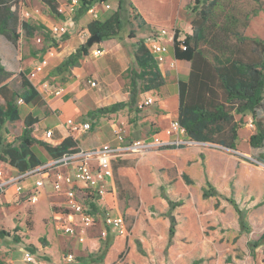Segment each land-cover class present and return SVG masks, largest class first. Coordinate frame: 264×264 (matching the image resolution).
Here are the masks:
<instances>
[{"label":"rangeland","instance_id":"374dc122","mask_svg":"<svg viewBox=\"0 0 264 264\" xmlns=\"http://www.w3.org/2000/svg\"><path fill=\"white\" fill-rule=\"evenodd\" d=\"M57 1L60 7L71 2V0ZM120 1H122V9L120 11L125 22V30L121 35V40L113 39L119 43L120 48L116 46L113 48L119 49L118 52L122 58L120 64L116 62L117 51L112 49L111 54L106 56V58L101 57L98 59L89 56L87 57V63L83 60L80 66L67 73L60 72L57 68L66 60L70 53L72 54L78 47L88 42L90 37L87 39L84 35L88 30V23L94 20L93 16L87 12L77 19L78 14L76 13L72 18H68L65 21L53 17L40 0H0V14L5 11V14L12 19L10 26L15 30L18 28L19 31V37H15L18 44L9 41L5 36H0V59L6 68V73H8L11 89L19 95L23 94L25 90L23 88L22 75H25L30 81L36 82L32 79L36 64L50 47H55L56 56L52 59L55 60L52 66L47 69L44 79L54 85L59 84L63 87H68L69 92L63 98L64 101L77 100L79 103V99L82 98L85 100L84 104L86 103L92 107L90 113L93 112L95 114L98 109L108 107L115 102L129 101L130 95L127 92L131 77L133 73L141 72L136 60L138 45L143 42L148 49L147 41L154 34V32L144 31L141 26V17L154 24L155 33L166 30L168 34L164 40L168 42L171 36L174 37V40L178 36L179 41H182L187 35H192L201 27L205 30V39L201 43V49L211 61L214 58H219L222 61L225 58L231 59L235 54H239V57L246 61H250L253 57L255 59L256 57L264 59V49L257 53L253 45V40L264 43V0H222L220 8L215 10L213 20L210 22H204L195 14L193 10L194 0H107L105 4H109L111 6L110 9H106L102 5L103 3L95 5L99 11L97 20H100V14H113L116 12ZM62 21L68 24L69 33L59 39L58 42L53 43L47 35L48 29L53 24H57L56 22ZM23 23L40 29L32 34L24 29V32H20ZM40 38L43 40V44L38 43ZM240 38L246 39L247 42L243 43L240 49L236 51V46L239 43L237 39ZM70 39L71 41L69 42ZM170 46L172 48L173 44L170 43ZM62 52L63 54L61 55ZM59 53L61 55L60 58H56ZM167 56L157 59L161 69L163 71H167V69L176 70V61L174 59L168 60ZM60 59L64 60L60 63ZM107 59L113 65V70L106 77V80L110 86L119 83L120 91L118 89L111 91L104 101L95 104L101 98L93 95V99L91 97L86 99L84 96L85 87L91 92L100 86L98 84V87L92 86L91 83L94 82V79L90 76L86 77L81 84L76 83V81L79 79L78 76L84 70L87 71L92 63L102 65ZM124 86H127L128 89ZM138 87L141 91L143 87L141 82H138ZM142 94L145 93H140V95ZM147 95L143 96L147 97ZM156 96L157 93H151L148 98L157 101ZM143 99L140 98L138 102H142ZM142 103L139 105L137 103L131 110H123L117 115H96L105 119L103 123L105 124L104 129L108 130L107 132L111 131L108 123L116 122L126 130L129 140L151 139L159 133L157 122L155 124L154 121L161 117L162 114L158 113L157 117L155 109H147L146 107L149 106L141 108L140 105ZM0 105L4 107L6 105L1 96ZM19 106L21 107V120L8 123L3 132V137L7 144H18V139L26 128L23 118L28 111H32L34 117L41 119V125L44 127L53 128L58 123L57 116L53 112L52 103L44 101L41 96L39 100L30 106L25 104ZM88 113L84 112L81 114L79 116L81 120L78 121H82V119L85 121L92 120ZM236 118L240 120L242 117L236 116ZM258 119L264 121V107L258 112ZM243 121L245 124L240 130V141L237 151L211 143L190 147H203L211 151L212 171L217 174L218 179L223 181L234 176L238 163L246 162L243 160L244 158L250 162L249 165L251 164V167L264 170V163L261 161L264 158V147L255 149L250 145V137L256 132V122H253L254 127H249L250 121H253L250 115L244 117ZM90 132H88V135L86 133L80 136L86 142L88 141L90 146L94 137H98L96 146L111 140L109 135ZM45 140L43 141L49 142L47 139ZM33 151L43 164H47L50 160L48 153L43 147L35 146ZM182 168L183 163L178 156L173 157L161 154L158 157H148L147 155L126 154L122 157H117L114 160V178L116 181L114 197L116 198V204L111 195H108L105 200L110 202L109 205L111 206L115 204V207L113 206L112 208L113 215L117 214L118 208V212L125 219L127 233L121 236L117 232L110 230L106 238L107 242L105 240L99 257L86 260L84 264H131L132 262L142 264V258L133 250V240L138 234L140 220L148 221V229L154 237L159 238L161 231V225L150 220L148 214L150 206H159V203L152 198L150 190L153 170L169 169V175L178 180L179 193H187L188 189L182 186L178 176V172ZM0 169L4 170L8 176L16 173L9 164L2 161H0ZM48 191L50 201L61 203L64 201L63 197H57L50 187H48ZM189 191L193 195V204L185 210V214L191 221L192 230L196 236V244L193 247L184 248L183 252L177 251L175 247L170 248L167 253L159 249L156 250L157 255L161 259L168 255L173 263H179L183 254L190 255L202 246L205 223L213 213L211 209L202 210L197 202L195 191L193 189ZM92 198L94 199L95 197L91 196ZM52 215L48 198H43L37 205L31 206L18 202L12 194L8 197H2L0 199V228L9 232L12 237L18 235L21 238V243L15 244L12 238L0 242V264H66L65 258L69 254L74 257L72 264H80L78 263V258L88 256L91 240L101 237L102 222H98L93 229L88 231L89 241L86 244H80L76 239L58 234L55 231ZM232 218V216H228L225 221L229 222L233 220ZM250 222L252 225L251 235L250 237L244 236L240 242V247L247 255L246 260L240 262V264H252L253 260H255V264H264V240L254 246L264 235V207L251 214ZM42 238L45 239L46 243L41 240ZM29 246H34L37 250L36 254H33L35 263H28L24 260V254L28 251L27 248ZM218 250L219 259L213 264H225L221 256L231 250V248L218 246Z\"/></svg>","mask_w":264,"mask_h":264},{"label":"trees","instance_id":"16d2710c","mask_svg":"<svg viewBox=\"0 0 264 264\" xmlns=\"http://www.w3.org/2000/svg\"><path fill=\"white\" fill-rule=\"evenodd\" d=\"M106 1L79 0L76 18L79 19L93 6ZM221 1L194 0L193 10L204 22H210L213 20L215 10L220 8ZM40 2L53 17L65 20L59 12L60 4L57 0H40ZM121 9L122 1L119 3L118 10L109 18L91 21L87 27L90 38L98 36L99 43L113 39L121 40V35L125 30ZM11 21V17L7 16L5 11L0 14V35H7L14 44H18L15 39L19 37L18 28L15 30L10 26ZM141 24L144 31L153 32L142 17ZM22 27L30 34L40 29L29 27L27 23H23ZM204 39L205 30L200 27L182 41H179L178 36L174 40L175 58L191 64L189 80L179 82V122L185 127L190 139L204 144L221 145L237 151L240 130L245 124L243 118L250 115L253 122H256V132L250 137V145L255 149L263 148L264 121L258 119V112L264 107V59L253 57L250 61H246L239 57V54H235L231 59L225 58L222 61L214 58L211 61L201 49ZM237 40L239 43L236 51L247 42L243 38ZM253 45L257 53L264 49V43L260 41L253 40ZM182 46L186 47V50ZM91 49L87 43L81 45L62 62L57 70L71 72L90 55ZM136 60L141 72L133 73L130 100L100 108L96 114L111 115L125 109L131 110L137 105L140 92L157 93L165 86L166 79L161 72L160 65L143 42L138 45ZM7 74L0 60V96L6 103L5 107L0 105V161L25 173L43 165L41 159L33 151L35 146L43 147L52 159H58L66 153L76 151L79 147L78 142L71 136L57 146L36 139L33 132L39 120L31 115L24 119L26 128L18 139V144L5 142L3 132L7 124L21 119L18 99H23L26 105L33 104L40 99L39 92L25 75H22L25 91L19 95L11 89ZM138 81L143 85L140 92L137 90ZM96 114L91 112L89 116L95 119ZM236 116L242 118L239 120ZM168 150H161L147 156L172 154L183 158L185 169L180 174V181L185 187L196 191L198 202L203 210L210 207L214 210V214L208 218L203 231L205 237L203 248L192 256H184L181 264H213L219 258L216 243L232 247L231 251L222 256L225 264H240L245 261L247 255L239 242L244 236L250 237L251 235L252 225L249 220L251 214L264 207V170L251 167L250 162L243 159L246 162H239L234 176L226 184H222L215 180L214 174L210 171L211 155L205 148L180 147ZM261 161L264 163V158ZM165 174L164 169H154L153 180L150 182L152 198L163 203V207L159 209L150 206L148 209L150 220L162 222V236L160 239L154 238L148 229L147 221L141 219L138 234L133 240V250L142 258V264H174L168 255L161 259L156 250L167 253L174 246L182 250L183 247L193 246L196 243L190 222L183 213L184 208L191 206L192 195L177 193L178 180L168 179ZM89 205L93 210H97L95 203L92 202ZM228 215L233 216V220L229 223L224 221V217ZM8 238H12L15 244L21 243L18 235L12 237L9 232L0 228V242ZM106 238H93L88 256L79 257L78 263L84 264L86 260L99 257ZM41 240L46 243L44 238ZM263 240L264 235L254 246ZM27 250L32 254L37 252L34 246H29ZM255 263L253 260L252 264Z\"/></svg>","mask_w":264,"mask_h":264},{"label":"built area","instance_id":"2783aa9c","mask_svg":"<svg viewBox=\"0 0 264 264\" xmlns=\"http://www.w3.org/2000/svg\"><path fill=\"white\" fill-rule=\"evenodd\" d=\"M106 9H110L109 4H102ZM79 8V0L71 2L59 8L63 17L72 18ZM88 14L93 16L94 20L99 17V11L96 6L89 9ZM29 16V14H27ZM69 33V26L65 22L53 24L47 32L50 40L55 43ZM168 32L161 30L154 33L147 41L148 49L153 57L161 59L169 52V43L174 44V37L171 36L169 43L164 40ZM87 39L90 37L87 30L84 35ZM38 43L43 44V40L38 39ZM184 50L186 47L182 46ZM95 57L104 55L102 49L93 51ZM56 56L55 47H50L47 53L36 64L32 73V79L45 72L50 60ZM96 86L95 82L91 83ZM52 92L56 97H62L65 94L63 86L54 87L49 81L40 84L38 92ZM18 105H24L23 99H18ZM155 103L152 98H147L140 107L151 106ZM69 137L76 138L92 130L90 122L68 119L66 122ZM249 127H254L253 121H250ZM53 136L52 131L46 133V138ZM113 136L117 143L105 144L100 147L85 149L78 147L72 153H66L58 159H54L36 169L22 173L18 170L14 175L8 176L6 172L0 169V199L8 197L10 191L14 198L22 204L31 206L41 202L44 196H48V187L57 197H63L64 201L52 202L49 198V204L52 209L53 227L58 234L76 239L80 244H86L89 241L88 231L93 229L98 222H102L101 237L106 238L109 231L113 230L119 235L124 236L127 233L125 219L121 214L113 215V209L105 204V199L110 194L116 193V181L114 160L126 154L147 155L152 152L180 147L202 146L204 143L196 142L187 136L185 127L179 120H173L165 130V139L159 135L145 140H129L126 130L120 125L113 129ZM91 196L95 198L91 199ZM91 199V201H90ZM97 205V210H93L90 203ZM113 213V214H112ZM24 260L28 263H35L34 255L30 251L24 254ZM66 264L74 262L73 255L69 254L65 258Z\"/></svg>","mask_w":264,"mask_h":264},{"label":"crops","instance_id":"0c3cea01","mask_svg":"<svg viewBox=\"0 0 264 264\" xmlns=\"http://www.w3.org/2000/svg\"><path fill=\"white\" fill-rule=\"evenodd\" d=\"M106 3V2H105ZM112 14H107V13H103V14H100V20H104L106 18H109ZM104 18V19H103ZM144 19V21L146 22V25L155 33L154 31V24L153 23H149L147 21V19H145L144 17H142ZM65 21L68 19V17H64ZM93 21V20H91ZM90 21V22H91ZM63 22V21H62ZM89 22V23H90ZM153 22H157V21H153ZM56 23H61V22H56ZM88 23V24H89ZM142 26V25H141ZM31 27V26H29ZM88 27V25H87ZM19 32V31H18ZM20 32H24L23 30V27H21L20 29ZM71 34V32H70ZM0 36H5L9 41L12 42V40H10V38L7 36V35H0ZM72 39V38H71ZM71 39L69 40V42L71 41ZM168 42V41H167ZM169 43V42H168ZM81 44V43H80ZM114 46L119 47V43L116 42L115 40H107V41H104L103 43H98L96 44L93 49H92V52L89 56H92L94 58H101V57H104L106 58V56H109L112 52V49H115L117 52H116V62L117 64H120V62L122 61L121 59V55L119 54V49L117 48H113ZM97 49H102L104 51V55L103 56H100V57H95L93 55V51L97 50ZM122 50V48H121ZM107 51V53H106ZM63 54V52L61 53V55ZM71 54V53H70ZM69 54V55H70ZM60 53L57 54V57L56 58H60ZM167 59H174L177 63V69L176 70H170V69H167V71H163L161 69V72L163 74V76L165 77L166 79V84L165 86H163L158 92H157V96H156V100L155 103L152 105V106H149V107H146L147 109H155L154 111L156 113V116L158 117V113L159 114H162L161 117H159L158 119H156L154 121V123L156 124L157 122V127H158V135L162 138V139H165L166 136H165V130L166 128L169 126V124L173 121V120H177L178 119V114H179V105H180V88H179V82L183 81V82H186L189 80V76H190V71H191V64L189 62H186V61H181V60H178L175 58V51H174V47L171 48L170 46V43H169V52L167 54ZM88 56V57H89ZM42 56L40 57V60H41ZM55 58V57H54ZM65 58V57H64ZM53 59V58H52ZM50 60V63L48 65V67L45 69V72L44 74H41V75H38L36 77V79H34L36 82H33L31 81V83L33 84V86L36 88V90L38 91L39 89V86L41 83L43 82H46L45 79H44V75L46 74V71L47 69L52 66L53 64V61L55 60ZM1 60V59H0ZM64 59H60V63L63 61ZM109 59H107V61H105V63H103L102 65H99V64H95V63H92L91 66H89V68L86 70H84L78 77L79 79L76 81V83L78 82L79 84H81L82 81L85 80L86 77L90 76L94 79V82L96 83V86L95 87H98L97 84L100 86L98 88H96L95 91H91L89 92L87 87H85V98L88 99V98H92L93 95L96 96V97H100L101 100L98 101L97 103L95 104H98L99 102H102L104 101V99L106 98L107 95H109L111 93V91H116L117 89L120 91V88H119V83H116L112 86H110L106 80V77L109 75V73H112V70H113V65H111L109 62H108ZM87 61V58L84 59V62ZM2 63V62H1ZM87 63V62H86ZM3 65V64H2ZM4 66V65H3ZM56 66V65H55ZM5 67V66H4ZM161 68V67H160ZM6 69V68H5ZM133 77V76H132ZM132 77H131V83H130V86H129V90L127 92V94L130 95L131 93V89H132ZM82 78V79H81ZM139 82V81H138ZM52 84V83H51ZM54 87L56 86H61L59 84L57 85H54L52 84ZM70 87V86H69ZM126 89H128L127 86H124ZM123 87V88H124ZM65 94L62 96V97H56L53 95L52 92H49V91H43V95H41V92L39 93L40 96L43 98L44 101L46 102H51L52 103V107L54 108L53 112L54 114L57 116V119H58V123L56 124V126H54L53 128L51 127H44L42 126L41 124V119H38L39 120V123H37L35 126H34V132H33V135L36 139L38 140H45L47 139L46 138V133L48 131H52L53 132V136L52 138L50 139H47L49 141V143H51L52 145L54 146H57L59 144H61L67 137H69V134H68V128L66 126V122L68 119H77V120H81L80 119V115L83 114L84 112H89L92 110V107L91 106H88L86 103L84 104V99H79L80 102L78 103L77 100L76 101H73V100H68V101H64L63 98L67 96L68 94V87H65ZM138 84H137V90L138 92H140V90L138 89ZM122 89V88H121ZM71 92V90H70ZM141 93V92H140ZM139 93V96L137 98V103L138 105L142 102H144L150 95L152 92H149V93H145L147 95V97H144L143 95L145 94H142L140 95ZM140 98H144L142 102H138V100H140ZM93 99V98H92ZM4 100V99H3ZM5 101V100H4ZM119 102H128V101H119ZM115 103H118V102H115ZM113 103V104H115ZM26 105V104H25ZM31 105V104H30ZM30 105H27V106H30ZM112 105V104H111ZM47 106V105H46ZM126 110V109H125ZM20 111H21V107H20ZM121 112V111H120ZM88 113V115H89ZM118 114V113H117ZM115 114V115H117ZM33 116V112L32 111H28L26 113V116L23 118V121L24 119L27 117V116ZM20 116L22 117L21 113H20ZM155 116V115H154ZM36 118V117H34ZM175 118V119H174ZM37 119V118H36ZM92 119V118H91ZM21 120V119H20ZM83 122H90L92 124V130L91 132H95V133H98V134H103V135H109L111 136V140L107 143H104L102 145H105V144H112L114 146L117 145L115 139H114V136H113V129L119 125L117 124L116 122H111L110 124L108 123V126L111 128V131L107 132L108 130L104 129L105 128V124L103 123V121H105L104 118L102 117H98L95 118V119H92V120H83ZM92 121V122H91ZM98 124V125H97ZM107 125V124H106ZM242 130V129H241ZM90 132V133H91ZM109 133V134H108ZM88 135V133H87ZM98 137H94L91 141V146L88 144V141L86 142V140H84L83 138L81 137H78L76 138L77 142H78V146L81 147V148H85V149H92V148H96V147H100L102 145H99V146H96V142L98 141L97 139ZM97 139V140H96ZM46 141V140H45ZM207 150V149H206ZM161 151V150H160ZM164 151H169L168 149H165ZM210 155H211V165H210V171L214 174L215 176V180L217 182H221L222 184H226L231 178L229 177L227 180L223 181L221 179H218L217 177V174H215L213 171H212V153L210 150H207ZM234 151V150H233ZM159 151H156V152H152V153H149V154H155V153H158ZM147 154V155H149ZM164 155H169V156H173V157H177L178 155H172V154H164ZM50 157V156H49ZM154 157H158V155L154 156ZM178 158L182 161L183 163V168L178 172V176H179V180H180V174L182 173V171L185 169V161L183 158H181L180 156H178ZM246 159V158H244ZM54 159H52L50 157V160L48 161V163L50 161H52ZM43 163V162H42ZM44 165V164H43ZM12 170L14 171H17V169L11 167ZM166 171V177L168 179H174L173 177H171L169 175V169H164ZM116 183V182H115ZM182 184V182H181ZM182 186L186 189H188V192L189 194L190 193V189H193V188H189V187H185L183 184ZM194 190V189H193ZM195 191V190H194ZM13 191H10V193L8 194V196H10L12 194ZM177 193H179V185L177 184ZM196 193V191H195ZM181 194H186V193H181ZM111 196H113V200H114V203L116 204V198L114 197V194H110ZM192 195V194H191ZM43 198H48L47 196H44ZM42 198V199H43ZM196 199H197V195H196ZM49 200V198H48ZM159 203V206L156 207V208H159L161 209L163 207V203L159 202V201H156ZM197 202H198V199H197ZM105 204H107L109 206V208H113V206L115 204H113V206L109 205L110 202H108L107 200H105ZM192 204H193V195H192ZM191 204V206H192ZM199 204V202H198ZM106 205V206H107ZM191 206L189 207H186L183 209V213H184V216L189 220L190 222V228H191V231L195 237V241H196V236L192 230V225H191V221L190 219L186 216L185 214V210L190 208ZM200 206V204H199ZM115 207V206H114ZM201 207V206H200ZM202 209V207H201ZM211 209L213 211L212 215L214 214V210L212 207L208 208L207 210ZM203 210V209H202ZM207 210H204V211H207ZM117 213L118 214H121L118 212V208H117ZM211 215V216H212ZM209 216V217H211ZM228 216H232V215H228ZM228 216L224 217V221H225V218H227ZM233 217V216H232ZM233 219V218H232ZM208 220V219H207ZM250 220V219H249ZM232 221V220H231ZM229 221V222H231ZM207 222V221H206ZM227 222V221H225ZM227 222V223H229ZM148 223V221H147ZM156 223H159L161 225V231H160V237L157 238V237H153L156 238V239H160L161 236H162V228H163V224L162 222H156ZM251 223V222H250ZM206 225V223H205ZM149 228V226H148ZM205 229V228H204ZM204 231V230H203ZM151 233V231H150ZM204 241H205V237H204V233H203V243H202V246L199 247L195 252H197L199 249H202L203 248V244H204ZM241 242V241H240ZM240 242H239V245H240ZM196 244V243H195ZM194 244V245H195ZM193 245V246H194ZM193 246H185L182 248V250H178L176 246H174L177 251L179 252H183L184 248L186 247H193ZM216 246V249H217V252H218V256H219V250H218V246H228L231 248L232 250V247L229 246V245H226V244H220V243H216L215 244ZM229 250V251H231ZM227 251V252H229ZM195 252H193L192 254L188 255V254H183L182 256V260L179 262V263H174V264H181L183 262V257L184 256H192ZM226 253V252H225ZM224 253V254H225ZM223 254V255H224ZM222 255V256H223ZM222 256H221V259H222ZM219 259V258H218Z\"/></svg>","mask_w":264,"mask_h":264},{"label":"water","instance_id":"95a60500","mask_svg":"<svg viewBox=\"0 0 264 264\" xmlns=\"http://www.w3.org/2000/svg\"><path fill=\"white\" fill-rule=\"evenodd\" d=\"M100 42V38L98 36H93L91 37L88 42H87V46L89 48H92L95 44H98ZM233 151V150H232Z\"/></svg>","mask_w":264,"mask_h":264}]
</instances>
